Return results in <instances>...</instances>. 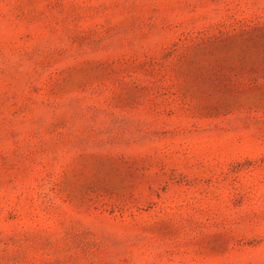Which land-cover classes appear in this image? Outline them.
I'll list each match as a JSON object with an SVG mask.
<instances>
[{
	"label": "rangeland",
	"instance_id": "374dc122",
	"mask_svg": "<svg viewBox=\"0 0 264 264\" xmlns=\"http://www.w3.org/2000/svg\"><path fill=\"white\" fill-rule=\"evenodd\" d=\"M0 264H264V0H0Z\"/></svg>",
	"mask_w": 264,
	"mask_h": 264
}]
</instances>
